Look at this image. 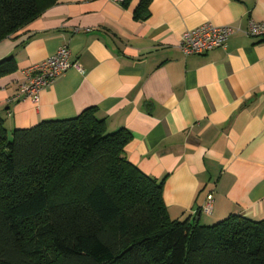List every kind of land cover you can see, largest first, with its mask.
Listing matches in <instances>:
<instances>
[{"label": "crops", "instance_id": "0c3cea01", "mask_svg": "<svg viewBox=\"0 0 264 264\" xmlns=\"http://www.w3.org/2000/svg\"><path fill=\"white\" fill-rule=\"evenodd\" d=\"M144 1L55 0L0 40V60L12 57L16 67L0 76L6 130L95 107L107 131L130 132L126 157L163 180L172 219H263L264 39L245 29L264 21V0ZM205 22L236 31L225 48L184 55L182 33ZM63 44L81 71L66 70L36 103L11 101L24 70Z\"/></svg>", "mask_w": 264, "mask_h": 264}, {"label": "trees", "instance_id": "16d2710c", "mask_svg": "<svg viewBox=\"0 0 264 264\" xmlns=\"http://www.w3.org/2000/svg\"><path fill=\"white\" fill-rule=\"evenodd\" d=\"M54 2L0 0V40ZM15 68L0 60V76ZM130 138L95 107L10 133L0 116V264H264V218L172 219Z\"/></svg>", "mask_w": 264, "mask_h": 264}, {"label": "built area", "instance_id": "2783aa9c", "mask_svg": "<svg viewBox=\"0 0 264 264\" xmlns=\"http://www.w3.org/2000/svg\"><path fill=\"white\" fill-rule=\"evenodd\" d=\"M112 1L123 3L126 0ZM235 31L236 29L229 25H214L210 22H205L184 31L178 47L184 55L203 54L214 48H225L229 38ZM245 34L264 39V21L256 22L250 20L245 29ZM71 67L81 71L79 64L70 59V50L67 44H63L54 54L24 70L26 81L19 86L16 96L11 101L28 98L36 103L39 99V93ZM211 209V195H208L207 201L201 210L208 214Z\"/></svg>", "mask_w": 264, "mask_h": 264}, {"label": "rangeland", "instance_id": "374dc122", "mask_svg": "<svg viewBox=\"0 0 264 264\" xmlns=\"http://www.w3.org/2000/svg\"><path fill=\"white\" fill-rule=\"evenodd\" d=\"M220 220V219H219ZM219 220H216V221H214L213 223H215V222H217V221H219ZM210 224H212V223H210Z\"/></svg>", "mask_w": 264, "mask_h": 264}, {"label": "water", "instance_id": "95a60500", "mask_svg": "<svg viewBox=\"0 0 264 264\" xmlns=\"http://www.w3.org/2000/svg\"><path fill=\"white\" fill-rule=\"evenodd\" d=\"M196 220H197V218H196Z\"/></svg>", "mask_w": 264, "mask_h": 264}]
</instances>
